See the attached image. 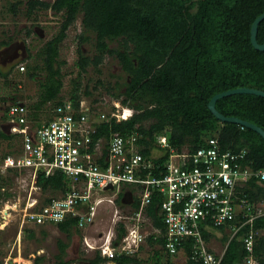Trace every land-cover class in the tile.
<instances>
[{"label": "trees", "instance_id": "16d2710c", "mask_svg": "<svg viewBox=\"0 0 264 264\" xmlns=\"http://www.w3.org/2000/svg\"><path fill=\"white\" fill-rule=\"evenodd\" d=\"M47 9L61 13V21L58 30L44 41L37 52L41 62L27 63L26 74L30 78H34L38 70H45L44 79L39 81L38 99L26 104L30 109L29 116L35 120L50 118L53 107L64 102L65 99L59 97L62 87L60 61L57 59L59 45L66 36L67 28L80 14L82 28L78 33L79 41H87L92 35L94 51L89 55L78 48V75L72 80L67 99L78 109L81 105L80 73L89 65L99 71L104 56L111 55L117 59L124 77L121 81H114V86L107 85L106 90L122 106L132 109L128 117L120 120L111 116L110 112L105 118L99 117L100 112L92 117V109H84L96 128L90 134V147L100 137L106 141V147L114 132L127 137L135 131L138 151L152 162V172L159 175L156 166L161 168L168 156V148L160 150L158 155L153 154V149L159 147L158 134H165L175 150L183 147L194 150L204 145L206 138L216 136L223 149L245 148L243 161L251 168H264V138L252 128L218 119L207 105L213 94L229 88L247 86L264 90V49L255 48L250 41L251 23L264 11V0H5L1 12H9L11 16L22 12L28 19H36L38 11ZM32 31L30 27L25 29L26 35ZM10 39V34L0 38V46L7 45ZM256 39L258 42L264 40V18L258 23ZM113 42L115 44L111 45ZM11 69L0 67V80L3 78L4 84ZM83 91L90 94L86 87ZM17 99L21 98L16 94L8 99L6 96L1 98L2 154L13 153L19 143L18 136L7 132L2 125L6 103ZM215 107L224 115L237 116L264 129V96L232 93L219 97ZM10 178L9 174L0 173V187L8 184ZM73 184L59 170L49 175L38 173V204L64 195L73 188ZM237 189L236 201L244 198L250 205L248 211L254 216L250 223L241 225L232 236L230 231L222 234L225 249L220 264H243L246 255L243 237L249 229L256 233L253 256L259 264H264V179L257 181L251 176ZM123 193L120 191L116 197L119 205L123 202ZM11 195L10 191L0 189V202ZM151 197L146 212L158 232L146 237L152 248L150 264H176L174 257L163 247L161 197L153 192ZM258 207H262L263 212L256 214ZM245 208H242L244 212ZM242 219L241 215H237L218 226L208 221L209 229L201 225L202 235L209 241L217 230L223 231L232 223L239 224ZM52 225L68 240L81 232L77 227V216L73 215ZM118 227L121 234L123 223H119ZM28 229L34 235V229ZM41 231L44 233L43 229ZM67 246L68 241L57 240L58 253L55 256L60 264L71 262L63 258ZM138 250L132 254L119 253L112 260L114 264H136L141 262L137 257ZM183 250L185 260L180 264H198L189 257L190 241H185ZM42 259L43 256H37L34 260L39 262ZM77 261L99 264L106 259L96 251L91 257H81Z\"/></svg>", "mask_w": 264, "mask_h": 264}, {"label": "built area", "instance_id": "2783aa9c", "mask_svg": "<svg viewBox=\"0 0 264 264\" xmlns=\"http://www.w3.org/2000/svg\"><path fill=\"white\" fill-rule=\"evenodd\" d=\"M23 68L21 65L20 69ZM84 109L82 104L74 108L65 99L53 107L50 118L35 120L29 116L23 100L6 103L2 125L7 132L18 136L19 143L13 153H0V173L18 176L20 180L23 174L29 177L31 187L26 188L22 222L53 224L69 215L77 216V227L85 231L80 237L84 248L98 251L106 264H114V256L132 254L149 234L158 232L146 212L153 192L161 197L164 250L172 256L184 254V243L190 241L191 259L198 264H220L225 244L221 251H214L203 237L201 225L209 229L208 221L218 226L241 215L244 219L239 224L227 227L232 236L241 225L250 223L254 214L248 211L250 205L244 198L236 201L237 188L251 176L263 180L264 168H251L243 161L245 148L223 149L216 136L206 138L204 145L194 150L187 147L175 150L165 134H158L157 148H168V156L161 168L156 166L159 175H155L152 162L138 151L135 131L127 137L114 132L106 147L101 137L90 147V134L96 128ZM124 109L129 110L127 115H123ZM131 113L132 110L123 106L109 114L120 120ZM99 117L105 118L106 113L100 112ZM57 170L71 179L73 188L38 204L37 174L49 175ZM0 189L11 193L17 190L7 184ZM37 190L39 196L32 194ZM120 191L124 192L121 205L115 201ZM262 209L258 207L256 214L263 212ZM100 212L109 215L105 229L87 234L85 229L94 224ZM7 213L5 208L4 214ZM119 223L124 228L121 234ZM255 234L253 229L244 234L243 264H259L253 256Z\"/></svg>", "mask_w": 264, "mask_h": 264}, {"label": "rangeland", "instance_id": "374dc122", "mask_svg": "<svg viewBox=\"0 0 264 264\" xmlns=\"http://www.w3.org/2000/svg\"><path fill=\"white\" fill-rule=\"evenodd\" d=\"M4 2L5 0H0V38H6V34H10L11 39L7 45L0 46V67L4 70L12 69L6 84L3 83V78L0 80V103L2 97L6 96L8 99L9 96L16 94L26 104H30L39 97V81L44 79L45 70H38V74L34 78H30L26 74L27 63L41 62L37 52L44 41L58 30L61 13H54L47 9L38 11L36 19H28L22 12L17 16H11L9 12H1ZM80 19L81 15L79 14L74 23L67 28L66 36L59 45L57 59L60 61L62 73V87L59 97L62 99L68 98L72 80L78 75V48H81L84 54L89 55L94 51L92 35L87 41L82 43L79 41L78 33L82 28ZM27 27L33 30L29 35L25 33ZM114 44V42L111 43V45ZM7 48L11 49V53L5 55L4 51ZM21 65L24 66L23 69H20ZM123 77L124 72L121 70L117 59L111 55L104 56L99 71L89 65L85 71L80 73V103L83 107L92 109V117L98 112L107 114L116 108L121 109L123 107L120 101L106 90L107 85L114 86V81H121ZM98 80L102 82L98 83ZM85 87L90 91V94L84 93ZM28 110L30 109L28 108ZM159 153L160 150L157 147L153 149L154 155ZM20 179L18 176L10 178L7 187L13 188L15 186L17 190L0 202V264H60L55 256L58 253V239L68 241L66 252L63 255L64 259L71 260L67 264H84L77 260L81 257H91L95 253L94 250L85 249L82 244L80 237L85 232L84 230L79 231L80 234L78 235H72L68 240L52 224L36 225L27 221L22 222L21 211L24 198H27L26 188L31 187V184L26 174H23L22 180ZM32 194L39 196L38 190L32 191ZM5 208L8 210L7 214H4ZM108 217V213L102 214L100 212L95 218L94 224L85 229L86 233L92 235L100 231L106 225ZM28 227L34 229V235H31ZM42 229L44 233H42ZM228 231L227 228L223 231L217 230L218 236L215 233L209 240L210 247L217 249L218 252L221 251L225 244L221 238L222 234ZM140 247L137 251V257L141 262L136 264H150L151 245L145 241ZM37 256H43V259L36 262L34 259ZM174 261L176 264L182 262L180 256L177 259L174 258ZM99 264H106V261Z\"/></svg>", "mask_w": 264, "mask_h": 264}, {"label": "water", "instance_id": "95a60500", "mask_svg": "<svg viewBox=\"0 0 264 264\" xmlns=\"http://www.w3.org/2000/svg\"><path fill=\"white\" fill-rule=\"evenodd\" d=\"M263 18H264V11H262L260 14H258L254 18V20L251 23V27H250V41H251L252 45L259 50L264 49V40L262 42H258L256 39V32H257L258 23ZM239 92L255 93V94H259L261 96H264V90H262V89H258V88H254V87H247V86H238V87L222 90V91H219V92H216L215 94H213L207 103L208 108L211 110V112L218 119H220L222 121L239 123L243 126H247L249 128H252L253 130L257 131L264 138V129L261 126L255 124L251 121L239 118L237 116L224 115L223 113L218 111L217 108L215 107V102L219 97H222V96H225L228 94H232V93H239ZM138 202L139 201L137 200V203Z\"/></svg>", "mask_w": 264, "mask_h": 264}, {"label": "crops", "instance_id": "0c3cea01", "mask_svg": "<svg viewBox=\"0 0 264 264\" xmlns=\"http://www.w3.org/2000/svg\"><path fill=\"white\" fill-rule=\"evenodd\" d=\"M216 235L218 236L217 232H216ZM211 237H212V236H211ZM209 242H210V241H209ZM213 250H214V251H217V249H213ZM179 256H180V258H181L182 260H183L184 257H185L184 254H183V252H180L179 255H174L173 257L177 259V258H179ZM112 262H114V261L112 260Z\"/></svg>", "mask_w": 264, "mask_h": 264}, {"label": "flooded vegetation", "instance_id": "af4514ba", "mask_svg": "<svg viewBox=\"0 0 264 264\" xmlns=\"http://www.w3.org/2000/svg\"><path fill=\"white\" fill-rule=\"evenodd\" d=\"M15 52H16V51H15ZM9 53H11V49H10V48H7V50L4 51V54H5V55H6V54L8 55ZM15 54H16V53H15Z\"/></svg>", "mask_w": 264, "mask_h": 264}, {"label": "bare ground", "instance_id": "6f19581e", "mask_svg": "<svg viewBox=\"0 0 264 264\" xmlns=\"http://www.w3.org/2000/svg\"><path fill=\"white\" fill-rule=\"evenodd\" d=\"M128 112H129V110H128V109H124V110H123V115H127V114H128Z\"/></svg>", "mask_w": 264, "mask_h": 264}]
</instances>
